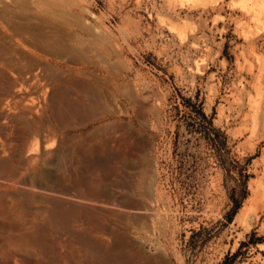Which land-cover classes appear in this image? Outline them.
<instances>
[{"label": "rangeland", "instance_id": "obj_1", "mask_svg": "<svg viewBox=\"0 0 264 264\" xmlns=\"http://www.w3.org/2000/svg\"><path fill=\"white\" fill-rule=\"evenodd\" d=\"M11 204L0 264H264V0H0Z\"/></svg>", "mask_w": 264, "mask_h": 264}, {"label": "bare ground", "instance_id": "obj_2", "mask_svg": "<svg viewBox=\"0 0 264 264\" xmlns=\"http://www.w3.org/2000/svg\"><path fill=\"white\" fill-rule=\"evenodd\" d=\"M187 7V6H186ZM190 7V6H189ZM81 108V107H80ZM260 182H261V180H260ZM258 188V187H257ZM256 191V190H255ZM257 191H258V189H257ZM256 191V192H257ZM255 192V193H256ZM251 200V199H250ZM253 200V199H252ZM249 203V202H248ZM247 203V204H248ZM252 203V202H251ZM250 204V203H249ZM253 204V203H252ZM252 204H250V205H252ZM16 205H14V204H11V205H8V206H1L0 205V218H3V219H5V220H11V219H13V217L14 218H17L16 216L17 215H15L16 214V207H15ZM245 206V205H244ZM249 207H251V206H249ZM248 206H247V209L249 208ZM263 209V208H262ZM251 210V209H250ZM249 210V211H250ZM240 211H242V213L243 214H245V212H247V211H245V212H243V210H240ZM248 213V212H247ZM243 214H240V215H242V217H244L243 216ZM237 217H240L239 215L237 216ZM242 217H240V218H242ZM16 220V219H15ZM236 220H239V219H237L236 218ZM249 221L250 222H253V221H255L254 220V218H252V217H250V219H249ZM238 222V221H237ZM248 225H250L249 224V222H248ZM242 235V234H241Z\"/></svg>", "mask_w": 264, "mask_h": 264}, {"label": "trees", "instance_id": "obj_3", "mask_svg": "<svg viewBox=\"0 0 264 264\" xmlns=\"http://www.w3.org/2000/svg\"><path fill=\"white\" fill-rule=\"evenodd\" d=\"M202 116H203L204 119H206L205 115L202 114ZM235 168H236L235 170L237 171V174H238V180L239 181H243L244 180V176H243L242 171H239V167L238 166H236ZM243 184L245 186L246 185V181H244ZM234 200L236 202V206H235V209L233 211L232 217L237 213L238 209L240 208V203L236 199H234Z\"/></svg>", "mask_w": 264, "mask_h": 264}]
</instances>
